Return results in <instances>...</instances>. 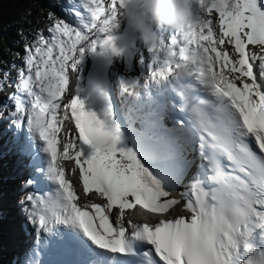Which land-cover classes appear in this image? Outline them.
Returning <instances> with one entry per match:
<instances>
[{
	"label": "snow or ice",
	"instance_id": "obj_1",
	"mask_svg": "<svg viewBox=\"0 0 264 264\" xmlns=\"http://www.w3.org/2000/svg\"><path fill=\"white\" fill-rule=\"evenodd\" d=\"M197 3L200 22L190 39L161 33L164 55L151 60L145 87L154 85L163 90L158 99L165 98L149 112L132 105L118 117L109 92V69L119 61L131 71L138 52L134 35L118 34L119 0L65 6L67 18H55L49 35L38 33L25 47L9 115L17 130L26 129L22 153L53 187L26 194L24 213L35 240L23 264H238L241 245L256 253L246 264H264V251L249 243L256 228L264 229V54L249 47L264 53V0ZM213 12L218 33L209 18ZM193 49L203 62L192 70L194 82L178 85L174 63L186 61ZM88 58L87 87L78 83L66 101L69 73L82 80ZM169 89L178 97L170 109L178 106L186 114L172 117L177 136L164 135ZM68 120L75 134L65 130ZM65 161L75 162L85 195L95 192L106 204L77 203ZM189 174L190 187L182 193L189 217L126 225V212L137 206L169 213L180 204L170 198L172 191ZM34 183L40 181L27 179L25 187ZM41 253L75 259L42 261Z\"/></svg>",
	"mask_w": 264,
	"mask_h": 264
},
{
	"label": "trees",
	"instance_id": "obj_2",
	"mask_svg": "<svg viewBox=\"0 0 264 264\" xmlns=\"http://www.w3.org/2000/svg\"><path fill=\"white\" fill-rule=\"evenodd\" d=\"M68 1L70 0H0V81H4V88L8 85L4 74L17 73L19 68L24 67L25 47L33 43L38 33L49 35L48 28L55 18H67L64 6ZM120 32H123V28L118 30V33ZM140 44L137 40V48ZM139 56H136L135 60L141 68ZM13 65L16 68H13ZM132 70H127L124 63L115 62L110 71L112 84L116 88L124 89L120 79H124ZM82 82L84 83V79ZM2 112L0 107V116L3 115ZM2 158L0 153V163H3ZM6 172L3 165V168H0V178ZM7 176H10V173ZM7 180L8 178L0 179V193L7 186H15L14 182Z\"/></svg>",
	"mask_w": 264,
	"mask_h": 264
},
{
	"label": "clouds",
	"instance_id": "obj_3",
	"mask_svg": "<svg viewBox=\"0 0 264 264\" xmlns=\"http://www.w3.org/2000/svg\"><path fill=\"white\" fill-rule=\"evenodd\" d=\"M197 0H119L118 24L134 35L149 53L162 48L161 33L169 30L190 39L200 17L196 12ZM203 54L193 49L186 61L174 63L180 77H190L195 66L203 62ZM129 93L139 94L141 85L135 78L122 85ZM145 87V85H144Z\"/></svg>",
	"mask_w": 264,
	"mask_h": 264
},
{
	"label": "rangeland",
	"instance_id": "obj_4",
	"mask_svg": "<svg viewBox=\"0 0 264 264\" xmlns=\"http://www.w3.org/2000/svg\"><path fill=\"white\" fill-rule=\"evenodd\" d=\"M71 1H73L71 4L69 3L67 6H70V5H76V4H78L79 3V0H71ZM110 2V0H105V4L107 5V3H109ZM65 7V6H64ZM80 11L82 12V14H84L83 13V9L81 8L80 9ZM65 12V11H64ZM84 15H87V14H84ZM210 19H212L213 20V25H214V28H215V30L217 31V33L219 32V24H218V20H219V17H218V14H216L215 12H213V14L209 17ZM167 35H168V33L167 32H164L163 33V38H166L167 37ZM166 41H168V38H167V40L165 39V43H166ZM140 47H139V49H138V51H139V53H141L142 55L144 54V56H145V58H146V60L147 61H149V60H151V58L153 57V56H156V55H162L163 56V54H164V52H162V51H158V52H156V53H149L146 49H145V47H144V45L141 43L140 45H139ZM250 47V50H252V51H256L258 54H264V53H260V50H259V47L257 46V47H255V48H253V46H249ZM224 48H225V50H227L230 54H232L233 53V48L230 46V45H227V43L225 44V46H224ZM136 60H133V62H135ZM91 64H92V61H91V58H88L87 59V61H86V65H85V68H84V72H83V78L85 79L86 78V75L88 74V72H89V69H90V67H91ZM121 64H123L122 62H121ZM145 71L147 72V70L145 69ZM146 74H148V73H146ZM69 76H74L73 77V79L74 80H76L77 82L80 80V78H79V74H77L76 72H70L69 73ZM148 76H150V75H148ZM148 76H145L143 73H139V72H136V71H132V72H130L125 78H124V80L125 81H127V80H129V79H133V78H135V79H137L138 81H139V84L141 85L142 84V82H143V84L145 85V82L147 83L148 82ZM7 82H8V85H6V87L4 88V90L3 91H0V106L1 107H4V105H5V103H7V105H8V107L6 108V110H5V112H4V114H3V118H1L0 119V125H2L3 124V119H5V118H8L7 120H6V124H4V127H5V129H7V131H6V138H7V140H9L10 141V143L11 142H13V139H14V137H16L17 135V128H16V126L14 125V124H12L14 127H12L11 125H9V124H7V122H11V117H10V115H9V113H10V111L12 110V104H11V102L8 100V94H9V96L10 95H12L13 93H15L17 90H16V88H15V86H14V88H12L10 85L11 84H13V83H15L16 84V82H17V74H14V73H11V74H9L8 75V77H7ZM10 83V84H9ZM144 85H142V87H144ZM83 86H86L85 84L83 85ZM141 87V88H142ZM140 88V89H141ZM142 90V89H141ZM114 91H115V96L117 97L118 95H120L119 96V98L117 99V101H118V106H119V111H121V110H127L130 106H132V105H138L139 107H140V110L142 109L141 108V102H138V104L134 101V98H136V97H138V95L140 96L141 94L139 93L138 95L137 94H135V93H131L130 95H126V93H125V91L123 90V91H121L120 90V92L118 91V90H116L115 88H114ZM143 91H144V89H143ZM124 92V93H123ZM142 97V96H141ZM143 98V97H142ZM143 101V100H142ZM145 111H143L142 113H144ZM166 134H168V133H166ZM10 135H11V137L12 138H10ZM14 141H15V139H14ZM15 152H17V151H15ZM16 154V153H15ZM11 160L9 161V167H11L12 168V162L16 159V155H14L13 154V156L11 155ZM19 158V157H18ZM17 158V159H18ZM21 161H23V160H21ZM65 163V162H64ZM7 167H8V165H7ZM13 170H17V168L15 169H13ZM7 172L5 173V174H3V176L1 177L3 180L5 179V178H8V181H10L11 180V178H14V177H12V176H10V178L7 176V174H8V169L6 170ZM34 173H35V170L33 171ZM33 173V174H34ZM18 174V173H17ZM16 174V175H17ZM14 176V175H13ZM19 176L20 177H23V174H21L20 172H19ZM16 177V176H15ZM13 181V180H12ZM14 189H12L11 187L9 188L8 186L5 188V190L3 189V190H1V195L4 193H7V194H12V193H14ZM17 195V196H16ZM14 196V195H13ZM19 194L17 193V192H15V196H14V202H15V204H14V206L13 207H17V209L18 210H16L18 213H19ZM174 196H177V197H180V199H182V198H185L183 195H182V193H180V192H174L173 193V196L172 197H174ZM92 198V197H91ZM93 199V198H92ZM97 199V201H98V203H100V202H103V199H102V197H99V198H96ZM23 201V200H22ZM13 202V200L11 201V203ZM24 203H26V201H23ZM26 205H27V203H26ZM21 209H22V207H21ZM116 212V210L113 212V213H115ZM179 214H182V212H181V210H180V208L178 207V206H176L175 208H173V211H172V213H171V216L172 217H177L176 215H179ZM115 215H116V213H115ZM18 217V216H17ZM10 221H11V218H10ZM18 221L19 222H21V220H19V218H18ZM33 227V226H32ZM30 245H31V243H29V244H27L26 245V247H27V250L30 248ZM1 257V256H0ZM1 264H2V262H1Z\"/></svg>",
	"mask_w": 264,
	"mask_h": 264
},
{
	"label": "bare ground",
	"instance_id": "obj_5",
	"mask_svg": "<svg viewBox=\"0 0 264 264\" xmlns=\"http://www.w3.org/2000/svg\"><path fill=\"white\" fill-rule=\"evenodd\" d=\"M14 84V83H13ZM12 84V85H13ZM145 84H147L146 82H145ZM148 88H150V89H153V90H155V88L156 87H152L151 86V84L148 86ZM143 89V88H142ZM144 93H145V95H144ZM140 96L138 95V97H136V98H134V101L138 104V102H141V112H143V111H145V112H149V111H152L153 109H155V107H156V102L155 103H152V104H149V105H147L149 102H148V100H147V103H146V105L144 104V100L147 98V96H148V93H146L145 92V90H144V92L143 91H141L140 92ZM153 94L154 93H152V97H153ZM155 94H157V93H155ZM144 95V96H143ZM141 96H143V98L141 97ZM156 97V96H155ZM157 99H158V97H156ZM171 99H172V102H174V101H177V97H176V95L175 94H172L171 95ZM143 100V101H142ZM155 104V105H154ZM170 119H169V117L167 116V115H164V120H163V124H164V127L166 126V128H169L170 130H172V128H171V124H170ZM168 134H169V132H168ZM17 135V134H16ZM167 135V134H166ZM10 138H12L11 137V135H10ZM25 138H26V136H25V134H23L22 136H21V142L23 143L24 142V140H25ZM14 139H15V141H14ZM14 139H13V142H11V144H13V143H15V142H19L20 140L19 139H17L16 137H14ZM13 156V155H12ZM24 158V161L25 162H28L27 161V159H26V157H23ZM17 168V176H19V172H20V169H19V166H17L16 167ZM31 168V167H30ZM194 170V169H193ZM31 171H33V168H31ZM34 173V172H33ZM70 180V179H69ZM185 180H186V182H187V187H190V180H191V174H189V176L188 177H186L185 178ZM72 181V180H71ZM72 183H73V181H72ZM73 185H74V188H75V183H73ZM177 189V190H176ZM175 190L176 191H174V192H181L182 190H183V188H182V186L180 185V184H178L177 186H176V188H175ZM173 191H172V193H171V196H173V193H174ZM17 196V195H16ZM173 199H177V200H179L180 201V204H178L179 206H181L182 207V205H183V199H180V197H177V196H174V197H172ZM89 201H91L92 200V198L91 197H89V199H88ZM20 202V205H19V214L20 215H23V216H20L19 214H17L16 213V210H18L17 209V207L15 206V207H13L14 206V204H15V202H14V197H13V202L11 203V210L14 212V214L16 215V216H18V218H19V220H21V222H19L18 221V219L16 218V216L15 215H12L11 216V219H12V222H11V227H16V230L18 231V237L21 239V235L19 234V229L20 230H24L25 231V233H26V236L24 237L23 236V241H24V243H25V245H27V243L28 242H30L31 241V239L32 238H30V236H31V232H33L34 233V229H32V227L29 225V223H27V220H26V216H25V213H24V208H25V206H26V203H24L23 201H19ZM96 204H100V205H103V204H101V203H96ZM21 207H22V209H21ZM115 211V209L113 210V212ZM172 211H173V209H171L170 211H169V213H167V214H165V215H160L161 217H165V220H172V219H176V218H179V217H185L183 214H184V212L182 211V215H176L177 217H172L171 216V213H172ZM24 219V220H23ZM145 220V219H144ZM125 222H127V221H125ZM127 224V223H126ZM143 224V223H142ZM27 248V247H26ZM18 250L20 251V246L18 247ZM18 250H17V248H16V251H15V253H13V254H17V257H16V259H17V261H16V264H22V259H21V257H20V255L18 254ZM20 254H21V252H20Z\"/></svg>",
	"mask_w": 264,
	"mask_h": 264
},
{
	"label": "water",
	"instance_id": "obj_6",
	"mask_svg": "<svg viewBox=\"0 0 264 264\" xmlns=\"http://www.w3.org/2000/svg\"><path fill=\"white\" fill-rule=\"evenodd\" d=\"M124 32V31H123ZM120 35H123V33H121ZM92 65V64H91ZM91 69V67H90ZM89 69V71H90ZM110 71H111V68L109 69V73H108V81H109V92H110V95L112 96L113 98V103H114V107L117 111V116L119 117V111L117 109V102H116V99H115V92H114V88H113V85L111 84V76H110ZM89 73V72H88ZM87 83H88V74H87V80H86V83H85V87H87Z\"/></svg>",
	"mask_w": 264,
	"mask_h": 264
}]
</instances>
